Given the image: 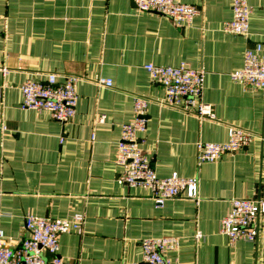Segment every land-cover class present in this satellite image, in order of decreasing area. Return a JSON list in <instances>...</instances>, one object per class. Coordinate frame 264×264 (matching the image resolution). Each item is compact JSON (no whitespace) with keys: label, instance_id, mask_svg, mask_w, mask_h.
<instances>
[{"label":"crops","instance_id":"obj_1","mask_svg":"<svg viewBox=\"0 0 264 264\" xmlns=\"http://www.w3.org/2000/svg\"><path fill=\"white\" fill-rule=\"evenodd\" d=\"M179 1L199 9L191 23L131 0H0V229L12 246L27 235V214L82 213V230L59 236V254L72 264L139 261L142 239L171 236L180 241L173 264H264V214L254 242L220 231L233 198L264 200V89L231 76L246 49L264 42V0H249L247 35L224 30L232 0ZM147 63L204 70L202 100L215 118L164 104ZM51 72L79 77L76 114L65 123L22 106L24 83ZM136 95L149 99L144 152L160 176L197 177V198L158 207L150 190L118 183L122 125L135 118ZM231 125L255 133L252 142L199 165L197 143L226 141Z\"/></svg>","mask_w":264,"mask_h":264},{"label":"built area","instance_id":"obj_2","mask_svg":"<svg viewBox=\"0 0 264 264\" xmlns=\"http://www.w3.org/2000/svg\"><path fill=\"white\" fill-rule=\"evenodd\" d=\"M142 11H153L173 19L176 23H191L199 9L179 0H131ZM233 17L224 25L230 33L247 35L250 28L251 7L249 0H232ZM146 70L152 81L165 88L163 103L202 117L215 118L212 105L202 100L205 71L187 63L179 65H156L147 63ZM232 78L242 81L249 88L264 89V42H257L246 49L243 66L232 73ZM73 74L48 73L46 81L27 80L22 86V106L29 109L47 110L62 122L70 121L76 114L78 102L77 82ZM98 83L111 87V78L101 77ZM149 99L134 97L135 118L122 125L119 141L118 165L121 172L118 183L128 186H142L151 191L156 206L175 197L197 198L198 178L184 177L178 173L160 176L152 165L153 157L146 154L141 146L140 134L146 131ZM106 116L100 115L99 122ZM7 125L0 120V133ZM226 141H199L197 162L199 165L213 162L224 154L247 147L255 133L231 125ZM2 195L0 177V197ZM264 214V200L261 198H233L229 212L221 219L220 231L233 242L238 239L256 241L260 231V217ZM85 221L82 213L71 218L52 219L36 215H25L27 235L16 246H12L0 229V264H72L59 254V236L72 230L81 231ZM202 236L200 231L196 237ZM178 237H149L142 239V258L124 264H173L171 253L179 247ZM228 264V263H195Z\"/></svg>","mask_w":264,"mask_h":264}]
</instances>
